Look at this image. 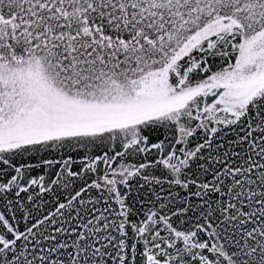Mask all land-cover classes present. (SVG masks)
I'll return each instance as SVG.
<instances>
[{
    "label": "snow or ice",
    "instance_id": "snow-or-ice-1",
    "mask_svg": "<svg viewBox=\"0 0 264 264\" xmlns=\"http://www.w3.org/2000/svg\"><path fill=\"white\" fill-rule=\"evenodd\" d=\"M0 264H264V0H0Z\"/></svg>",
    "mask_w": 264,
    "mask_h": 264
}]
</instances>
